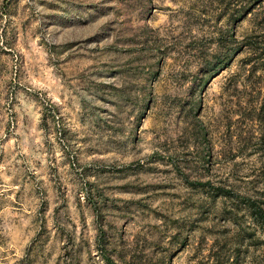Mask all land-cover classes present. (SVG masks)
<instances>
[{
    "label": "rangeland",
    "instance_id": "374dc122",
    "mask_svg": "<svg viewBox=\"0 0 264 264\" xmlns=\"http://www.w3.org/2000/svg\"><path fill=\"white\" fill-rule=\"evenodd\" d=\"M263 62L264 0H0V264H264Z\"/></svg>",
    "mask_w": 264,
    "mask_h": 264
},
{
    "label": "trees",
    "instance_id": "16d2710c",
    "mask_svg": "<svg viewBox=\"0 0 264 264\" xmlns=\"http://www.w3.org/2000/svg\"><path fill=\"white\" fill-rule=\"evenodd\" d=\"M252 10H253L252 8L246 9V10H244L242 15H245L249 12H252ZM263 64H264V62H263ZM260 109L264 110V100H263V105L261 106ZM253 207H256V206H253ZM250 209H251V207H250ZM253 211L254 212L251 211V214L253 216H255L256 218H259L261 220V223L264 225V208H263V206H257V208H255V210H253ZM105 258L107 259L108 263H114V261L111 259L110 256H105Z\"/></svg>",
    "mask_w": 264,
    "mask_h": 264
}]
</instances>
